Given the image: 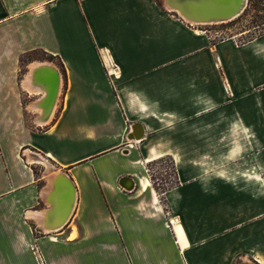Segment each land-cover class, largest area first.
<instances>
[{"label": "crops", "instance_id": "0c3cea01", "mask_svg": "<svg viewBox=\"0 0 264 264\" xmlns=\"http://www.w3.org/2000/svg\"><path fill=\"white\" fill-rule=\"evenodd\" d=\"M195 25L157 0H0V264H264L254 193L202 163L223 135H264V34L211 42ZM34 51L60 66L28 71L64 85L43 130L24 113L45 92L24 107L16 85ZM164 156L178 184L158 192L147 165Z\"/></svg>", "mask_w": 264, "mask_h": 264}, {"label": "rangeland", "instance_id": "374dc122", "mask_svg": "<svg viewBox=\"0 0 264 264\" xmlns=\"http://www.w3.org/2000/svg\"><path fill=\"white\" fill-rule=\"evenodd\" d=\"M157 2L161 6L164 5L162 0H157ZM195 26L202 30L205 29L211 42L233 38L237 44L245 43L256 36L264 34V0H247L243 12L229 22ZM34 60H48L59 65L56 56L42 51L25 53L20 57V66L16 70V85L20 90L21 103L24 107L31 106L34 97L37 95V93H32L28 96L29 94L20 87L21 80L28 71V64ZM63 94L64 85L62 84L59 98L63 97ZM32 110H35L36 113L34 117L32 113H24L25 123H29L28 125L34 130H43V127H34L33 120L39 124H43L45 121L37 119V116H39L38 110ZM221 142V149L208 150L206 159L202 163H206L208 172L221 174L223 177L233 180V182H225V184L230 183L237 189L250 190L254 193L252 198L246 199L248 217H255L252 218L254 224L253 227L248 229V233H251L255 240L254 253L257 252L262 256L264 254V216L261 218L258 215L264 214V154L262 152L258 153V151L264 148V135L228 134L223 135ZM80 150L81 146L78 145L72 147L69 152L75 154ZM147 169L151 183L152 185L154 183L157 188L154 189L158 192L178 184L177 172L171 158L168 156L149 163ZM260 218L261 220H259Z\"/></svg>", "mask_w": 264, "mask_h": 264}, {"label": "bare ground", "instance_id": "6f19581e", "mask_svg": "<svg viewBox=\"0 0 264 264\" xmlns=\"http://www.w3.org/2000/svg\"><path fill=\"white\" fill-rule=\"evenodd\" d=\"M163 4L177 12L179 15H181L183 18H185L186 20H188L189 22L193 23V24H203V25H207V24H219V23H226L229 22L233 19H235V17H237L238 15L241 14V12H243L244 8L246 7V2L247 0H244V3L242 4V0H169V2L171 4H173L174 6H177L178 8L174 9L172 8L170 5H167L166 0H162ZM242 5V7H241ZM240 13V14H238ZM188 17H185V15ZM210 17H218V19H209ZM223 18V19H222ZM50 64V63H49ZM45 66V68L43 69V71H39L38 74H35V70L36 68ZM54 67V66H53ZM50 68V69H48ZM55 68H52L51 65H48L46 63H42V62H33L30 65V70L27 72L26 74V78H24L23 80V87L31 92H35V93H41V92H45V96L49 90V87H52V91H51V97L54 94V88H55V84H54V75H53V70ZM51 70V71H50ZM55 71V70H54ZM57 71V70H56ZM34 72V74H33ZM58 72V71H57ZM44 73H52V80L49 83H45L44 81H42V77L44 76ZM30 74H32V78L34 76V80L33 83L37 86H33L32 82H31V78H30ZM43 74V75H42ZM56 77V76H55ZM57 79H58V85L56 87V93H55V97H54V101L52 103V105H47V104H43L44 107H42L41 101L37 100L36 103H34V106H38L39 110H40V114L39 116H37L38 120L44 119V120H48L51 115H52V110H54L55 105H56V99L59 96L60 93V73L58 72L57 74ZM53 84V86H52ZM44 99V97H43ZM52 99V98H50ZM41 107V108H40ZM48 112V114L46 115V117L44 116L45 112ZM42 121V120H41ZM141 132L138 131L136 132V134H134L133 136H135L136 138L140 137ZM29 151V150H28ZM63 173V172H62ZM60 171H56V173H54L52 179H51V187L56 190V184H54V179L55 176L57 174H62ZM56 174V175H55ZM48 176V175H47ZM132 182L130 181L129 185H126L127 187H131ZM68 191L66 193L68 198V202H67V206L63 208V212L61 213H56L55 212V201H52L51 205H50V209H51V217L55 216L54 219V223L51 225H62L70 216L72 207H73V200L74 198V190L73 193L71 191V187L69 186ZM49 190V189H48ZM48 192V191H47ZM59 194V193H58ZM66 197V195H65ZM49 211V210H48ZM45 212V211H44ZM47 213V212H46ZM49 214V213H48ZM243 263L246 264H253L249 261H244Z\"/></svg>", "mask_w": 264, "mask_h": 264}, {"label": "water", "instance_id": "95a60500", "mask_svg": "<svg viewBox=\"0 0 264 264\" xmlns=\"http://www.w3.org/2000/svg\"><path fill=\"white\" fill-rule=\"evenodd\" d=\"M166 4L167 5H170L172 8H174V9H176V8H178L177 6H174L173 4H171L170 2H169V0H166ZM242 4L244 3V0H242V2H241ZM247 3V2H246ZM241 7H242V5H241ZM238 14H240V13H238ZM185 15V14H184ZM185 17H187L186 15H185ZM188 18V17H187ZM209 19H218V17H210V18H208L207 20H209ZM223 19V18H222ZM57 74H58V72L55 70H53V75H54V84H55V88H54V94H53V96L51 97V91L53 90L52 89V87L50 86L49 87V90H48V92H47V94H46V96L44 97V99L42 100L43 101V104L45 103V104H49V105H52V103H53V101H54V97H55V93H56V87H57V85H58V79H57ZM56 76V77H55ZM48 78H49V76H47V78L46 79H44L46 82H47V80H48ZM52 86H53V84H52ZM50 98H52V99H50ZM43 104H40L41 106L43 105ZM42 107H44V105L42 106ZM48 112H49V110L47 111V112H45L44 113V116L46 117V115L48 114ZM39 158V157H38ZM125 178V177H124ZM123 178V179H124ZM71 191H72V193H73V190L71 189ZM54 226H56V225H54ZM59 226V225H58ZM253 263V262H252ZM240 264H242V263H240ZM253 264H256V263H253Z\"/></svg>", "mask_w": 264, "mask_h": 264}, {"label": "built area", "instance_id": "2783aa9c", "mask_svg": "<svg viewBox=\"0 0 264 264\" xmlns=\"http://www.w3.org/2000/svg\"><path fill=\"white\" fill-rule=\"evenodd\" d=\"M204 31H205V29H204ZM106 73H107L108 76H110V75H115V72H113L112 67H111V68H110V67L107 68V69H106Z\"/></svg>", "mask_w": 264, "mask_h": 264}, {"label": "trees", "instance_id": "16d2710c", "mask_svg": "<svg viewBox=\"0 0 264 264\" xmlns=\"http://www.w3.org/2000/svg\"><path fill=\"white\" fill-rule=\"evenodd\" d=\"M162 158V157H161ZM161 158H158V159H161ZM158 159H156V160H158ZM153 162V161H152ZM153 187L155 188V189H157L156 188V186L154 185V183H153ZM158 191V190H157ZM163 190H160L159 192H162Z\"/></svg>", "mask_w": 264, "mask_h": 264}]
</instances>
